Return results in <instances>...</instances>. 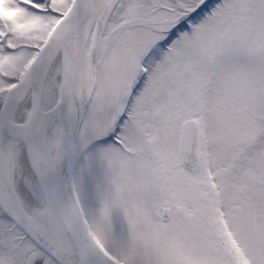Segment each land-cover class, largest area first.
<instances>
[{
	"label": "snow or ice",
	"instance_id": "snow-or-ice-1",
	"mask_svg": "<svg viewBox=\"0 0 264 264\" xmlns=\"http://www.w3.org/2000/svg\"><path fill=\"white\" fill-rule=\"evenodd\" d=\"M0 264H264V0H0Z\"/></svg>",
	"mask_w": 264,
	"mask_h": 264
}]
</instances>
